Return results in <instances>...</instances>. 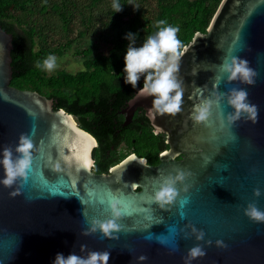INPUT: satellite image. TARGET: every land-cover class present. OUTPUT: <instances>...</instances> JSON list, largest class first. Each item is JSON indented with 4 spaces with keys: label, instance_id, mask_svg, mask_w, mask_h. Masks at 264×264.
<instances>
[{
    "label": "water",
    "instance_id": "1",
    "mask_svg": "<svg viewBox=\"0 0 264 264\" xmlns=\"http://www.w3.org/2000/svg\"><path fill=\"white\" fill-rule=\"evenodd\" d=\"M12 39L0 26V148L14 150L25 133L33 149L27 177L11 187L0 185V264H51L57 252L86 256L89 251H108V264H184L187 250L196 244L205 255L192 264H264V223L243 214L248 203L264 210V0H221L206 30L195 32L182 47L181 112L150 120L155 133L158 127L167 135L169 145L161 155L166 160L152 170L135 153L108 174L83 167L78 160L93 162L95 137L64 108H54L52 98L11 84ZM230 52L256 71L254 84L217 83L219 65ZM234 87L245 88L257 105L255 123L242 117L227 125L232 109L226 99ZM220 93L225 95L211 122L194 124L192 106ZM151 99H137L134 93L122 125L139 106L147 115ZM178 155L181 160L175 159ZM54 162L60 170L53 169ZM175 168L190 175L177 183L176 200L161 208L149 200L150 194L161 175L174 174ZM116 180L122 185H115ZM143 183L150 185L145 193ZM255 188L261 190L259 197L253 196ZM110 191L148 199L135 200L129 214L121 215L115 238L99 231L83 234L92 219L110 218L106 203L99 202ZM184 199L187 203L181 204ZM201 231L204 238L197 240ZM217 240L226 247L217 246ZM140 255L147 259L138 262Z\"/></svg>",
    "mask_w": 264,
    "mask_h": 264
},
{
    "label": "trees",
    "instance_id": "2",
    "mask_svg": "<svg viewBox=\"0 0 264 264\" xmlns=\"http://www.w3.org/2000/svg\"><path fill=\"white\" fill-rule=\"evenodd\" d=\"M220 1L119 0L122 10L113 13V0H0V26L13 36L11 84L44 93L54 100V108L62 107L77 117L79 125L97 138L94 152L102 155L103 149L120 139L121 134L115 136L121 126L118 112L136 91L123 80V56L128 44L125 33H138L139 46L158 30L156 22L165 20L179 27L177 37L183 47L195 32L206 30ZM102 12L108 16L104 27L112 31L114 43L96 54L76 50L83 57L81 70H59L45 76L44 70L35 66L49 54L71 47L74 37H70V30L75 20L80 19V36L101 37L93 21L102 18ZM50 32L59 34L63 43L54 47L47 44L45 37ZM141 86L142 79L137 82V88ZM153 139L150 134L142 138L150 143ZM145 148L139 154L147 155Z\"/></svg>",
    "mask_w": 264,
    "mask_h": 264
},
{
    "label": "clouds",
    "instance_id": "3",
    "mask_svg": "<svg viewBox=\"0 0 264 264\" xmlns=\"http://www.w3.org/2000/svg\"><path fill=\"white\" fill-rule=\"evenodd\" d=\"M130 5L134 10L137 9L131 3ZM111 7L113 13L122 10L119 0H113ZM156 23L158 30L148 35L139 46L136 44L138 33H125L124 39L128 41V44L123 56L122 68L124 83L136 89V98H152L151 107L147 112L148 119L151 121H154L157 116L175 115L181 112L184 96L183 82L178 78L180 61L183 56L182 42L177 37L180 29L178 26L168 24L165 20H159ZM35 66L38 69L51 72L57 67L56 57L49 54L42 62L37 61ZM256 76V71L249 66L247 60L230 52L219 65V75L216 79L217 83L221 79H226L252 85ZM141 79L142 86L137 88V82ZM224 95V93H220L214 99L203 98L194 104L189 117L191 121L196 125H208L211 122L214 108L220 107V100ZM248 96V91L245 88L234 87L229 90L226 103L231 107L232 112L225 118L229 127L242 117L247 121L256 122L259 109L249 100ZM221 127H224L223 120ZM155 130L156 132L160 131L158 127ZM32 149L31 136L25 133L18 136L14 150L10 147L0 148V171H2L0 185L11 187L19 179L24 180L27 177L31 169ZM78 162L85 168L90 167L93 163L87 158L78 160ZM52 167L58 171L60 163L54 162ZM173 171L174 174L169 172L166 175H161L149 197L150 201L156 202L161 208L176 200L178 196L177 183H182L190 175L189 172L180 168H175ZM260 195L259 188L253 189V196L259 197ZM99 202L102 205L106 203L110 218L92 219L89 221V228L83 234L99 231L104 237H112V234L119 231L121 227L117 221L122 215L124 201L121 196L110 191L107 193L106 199L102 197ZM184 203H187L186 199L181 201V204ZM243 214L254 223H264V210L257 208L255 203H248L243 209ZM193 232L195 233L196 229H193ZM195 238L202 240L204 233L199 232ZM161 242L164 241L161 240ZM207 243H211V241ZM216 245L226 247L220 240L216 241ZM80 247L86 249V245ZM204 255V249L196 244L187 250L183 257L184 264H192L193 260ZM108 259V251H89L86 256L78 255L75 252H70L67 255L57 252L51 264H108ZM146 259L147 257L144 255L136 257L138 262H143Z\"/></svg>",
    "mask_w": 264,
    "mask_h": 264
},
{
    "label": "flooded vegetation",
    "instance_id": "4",
    "mask_svg": "<svg viewBox=\"0 0 264 264\" xmlns=\"http://www.w3.org/2000/svg\"><path fill=\"white\" fill-rule=\"evenodd\" d=\"M128 100L125 102V105L119 109L118 112L117 119L121 120V126L117 129V134H115V136H118V134H121V136L119 137V140H116V144L111 145L109 148L103 149L104 154L97 155L94 152V149L98 146V140L95 137L96 144L92 151L93 163L91 166V170L96 174H108L114 166L122 162L132 153L143 156L146 159V163L151 167V170L155 168L159 163H161L162 160H166L165 158H162L161 155L167 149H169V145L166 141L167 135L164 132H154V127L152 126L151 121L148 119L146 110L143 107L139 106L138 108H136V110L133 112L131 121L126 125H122V121L125 118V112H123V110L126 108ZM149 134L154 136L152 143L142 140L144 136H147ZM130 135H135V137H132L130 141H128L127 138ZM122 145L130 146V151H126L123 156L119 155L123 148ZM144 146H146L147 148V155L139 154L140 149ZM175 159L181 160L182 155L175 156ZM167 160H169V158ZM114 184L117 186L122 185L119 180L114 181ZM139 189L140 186H137L135 188L136 191H138Z\"/></svg>",
    "mask_w": 264,
    "mask_h": 264
},
{
    "label": "rangeland",
    "instance_id": "5",
    "mask_svg": "<svg viewBox=\"0 0 264 264\" xmlns=\"http://www.w3.org/2000/svg\"><path fill=\"white\" fill-rule=\"evenodd\" d=\"M102 16H103L102 18L94 19L93 21L94 30L97 28V33H99L102 36L100 37L94 35L93 39H90L86 35L83 36L79 35L80 31L82 30L80 19L75 20L73 22L72 28L70 30V37H74V42L72 43L70 48L60 51L59 54L56 53L54 54L57 61V67L51 72L44 70L45 76H50L59 70H66L67 72L75 73L83 68L82 65L83 57L80 55V53H75L76 50L82 51L87 49V50H92V54H96L97 52H102L107 48V46H110L114 43V36L111 34L112 31L107 30V28L104 27V24L108 20V16L105 15L103 12H102ZM102 28L104 30H101ZM45 40L47 44L53 47L56 46L58 43H63L64 41L63 39H61L59 34H55L54 32H50L45 37ZM25 89H31V88L26 87ZM74 118L77 121V117L74 116ZM132 137H135V135H130L127 138V140L130 141ZM122 147L123 148L119 153V155L121 156H123L126 151L128 152L130 151L129 145L128 146L122 145ZM141 150L144 151V147H142Z\"/></svg>",
    "mask_w": 264,
    "mask_h": 264
},
{
    "label": "snow or ice",
    "instance_id": "6",
    "mask_svg": "<svg viewBox=\"0 0 264 264\" xmlns=\"http://www.w3.org/2000/svg\"><path fill=\"white\" fill-rule=\"evenodd\" d=\"M86 159V158H85ZM137 186V184H132L131 187L135 188ZM150 185L148 183H143V188H144V193L146 191V189L149 187ZM123 201H124V207L122 208V216H127L129 214V212L131 211V205L135 200L138 199H144L147 200L148 197H146L145 195H143V197H135V196H127V197H122Z\"/></svg>",
    "mask_w": 264,
    "mask_h": 264
}]
</instances>
